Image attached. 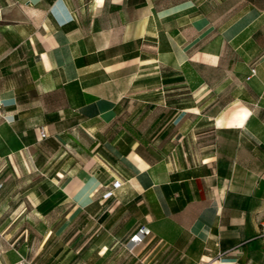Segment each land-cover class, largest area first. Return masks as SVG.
<instances>
[{"label": "crops", "instance_id": "obj_1", "mask_svg": "<svg viewBox=\"0 0 264 264\" xmlns=\"http://www.w3.org/2000/svg\"><path fill=\"white\" fill-rule=\"evenodd\" d=\"M0 183V264H264V0H0Z\"/></svg>", "mask_w": 264, "mask_h": 264}, {"label": "built area", "instance_id": "obj_2", "mask_svg": "<svg viewBox=\"0 0 264 264\" xmlns=\"http://www.w3.org/2000/svg\"><path fill=\"white\" fill-rule=\"evenodd\" d=\"M251 72L254 74L255 73V69L252 68ZM40 135L41 137H45L46 134L43 131V129H40ZM1 189H2V183H0V195H1ZM140 233V234H139ZM148 233V230L145 228H140L137 230V232H135L130 238H129V242H131V247L136 246L138 243H140L144 237L145 234ZM19 264H26L25 261H21Z\"/></svg>", "mask_w": 264, "mask_h": 264}]
</instances>
